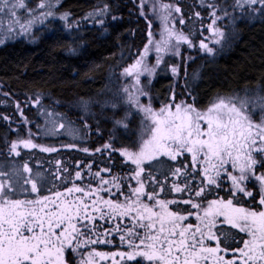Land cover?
I'll use <instances>...</instances> for the list:
<instances>
[{
	"label": "trees",
	"instance_id": "16d2710c",
	"mask_svg": "<svg viewBox=\"0 0 264 264\" xmlns=\"http://www.w3.org/2000/svg\"><path fill=\"white\" fill-rule=\"evenodd\" d=\"M137 2L61 0L58 12L67 17L64 20H68L71 31L65 32L63 23L66 21L61 18L53 25L50 21L45 23L34 32L31 40L17 39L0 44V166L27 165L42 172L44 176L41 179L49 188H40L41 196L64 192L80 199L81 194L76 195L77 189L73 191L75 187L90 189L91 193L99 190L95 196L100 198L98 208L101 214L93 215L96 217L91 218L92 225L87 223L86 218L81 221L84 224L82 234L95 242L89 248L92 252L99 250L107 256L119 251L134 252L135 256L130 258L121 257L119 253L114 258L116 264L154 262L151 251L146 252L144 246H153L152 238L157 237L154 236V229L151 230L135 213L133 206L139 201L154 205L162 202L178 216L193 213L194 204L202 205L218 198L231 201L243 209L257 211L262 206V195L257 187L247 186L248 197L233 196L227 191L229 185L225 182L226 178H216L213 184H206L200 176L201 170L194 168L188 157L186 162L171 163L162 159L156 165L147 164L141 170L142 177L134 181V167L125 162L122 152L135 146L142 116L128 106L123 113L111 112L115 104L120 105L124 98L118 73L140 60H145L147 64L144 63L143 70L154 68L148 79L145 77L147 82L145 79L140 82L139 89L144 86L142 91L155 107L165 106L173 97L177 104H186L199 111L208 110L218 99L238 103L264 98V0L261 4L245 8L244 12V8L242 12L228 5L223 8V1L219 0H169L175 6L169 11L175 13V9L180 18L172 24V19L166 17L164 20L169 23L159 35L152 32L150 19L142 16ZM217 4L222 6V11H215ZM97 10L104 12V16L84 19ZM209 12L220 16L228 13L224 20L229 40L224 41L213 55L201 54L205 28L211 20L207 16ZM96 21H100V25H96ZM245 26L246 31L234 32L237 30L235 27ZM172 28L177 30V34L172 36L177 40L185 37L187 45L174 39L173 43H168V38H162ZM188 46L193 48L192 51L187 49ZM158 47L170 49L165 50L163 55L161 51L157 53ZM162 57L165 58L163 64H152L153 60H161ZM109 89L113 93H109ZM37 102L39 109L56 112L79 129L81 138L66 142L67 147L59 144L62 141L55 140V144H50L52 140L40 136ZM85 103H90V114L85 113ZM258 106V103L255 106L245 105L249 110L246 117L253 122L257 120L254 109H260ZM31 135L37 146L45 149L52 145L54 149L48 152L36 147V150H22L17 159L11 157L9 148L13 141L25 140ZM261 140L264 142V138ZM79 163L93 172L102 170L101 181L96 182L92 173L91 176L86 171L91 178L84 176L82 181L72 185L69 176ZM254 166L258 173L264 174V144L255 152ZM106 180L108 182L103 184ZM135 182H140L142 194L135 198L128 195L124 203L130 209L122 210L120 193L128 192L129 185L134 188ZM111 190L115 193L111 194ZM83 191L86 193V190ZM106 207L114 211L106 210ZM195 223V219L191 218L190 224ZM161 233L159 236L182 234L171 226ZM214 239L208 248L218 244L216 248L219 252L233 258L246 237L236 227L223 224L216 229ZM188 244L191 250L192 247L202 248L204 243ZM68 256L69 264H75L77 257L71 252Z\"/></svg>",
	"mask_w": 264,
	"mask_h": 264
},
{
	"label": "rangeland",
	"instance_id": "374dc122",
	"mask_svg": "<svg viewBox=\"0 0 264 264\" xmlns=\"http://www.w3.org/2000/svg\"><path fill=\"white\" fill-rule=\"evenodd\" d=\"M60 1L0 0V44L17 39L31 40L34 32L41 29L45 23L50 21V24L53 25L52 23H57L58 19H67L58 12ZM137 1L140 13L142 16L144 15L145 19H150V25L152 24L154 29L150 28L153 33L157 32V35L169 23L164 20L166 17L172 19V24L180 18L175 9V13L169 11L175 7L169 0ZM219 1H223V8L228 5L236 7L240 12L244 8V12L245 8L261 4L262 0ZM216 7L215 11H222V6L217 4ZM227 14H221V16L212 15V12L207 14L208 19L211 20L209 19L210 24L205 28L201 54L204 52L213 55V52L224 41L229 40L226 36L227 24L224 20V16ZM232 15L230 14V16ZM102 16H104V12L97 10L84 19H96ZM67 21L63 23L65 32L72 30ZM100 23V21L95 22L96 25H100ZM235 28L237 29L234 31L235 33L238 31L241 33L246 31L247 26ZM172 34L175 36L177 30L175 31L173 28L167 30L162 38H168L169 41H166L168 43L174 39L178 43L188 44L185 37L177 40ZM156 37L158 38V36ZM168 43L167 46L171 47ZM177 46H181V44ZM170 47H167L168 49L158 47L157 53L161 51L164 55V51L169 50ZM174 49L176 50V48ZM187 49L192 51L193 48L188 46ZM147 52H149L148 49ZM158 59L157 61L153 60L152 64H163L165 58ZM144 63L145 60L137 61L132 66L133 68H126L118 73L124 98L120 105L115 104L111 112L113 114L123 113L128 106L127 108L137 111L142 116L140 133L135 146L122 152L125 162L134 167L132 171L136 177L134 181H138L142 177L141 170L147 164L156 165L159 163L157 161L162 159L171 163L186 162L185 159L188 157L193 167L201 170L200 176L206 184H213L217 180L216 178L223 177L226 178L225 182L229 185L227 191H230L233 196L248 197L250 193L247 186L249 185L257 187L262 195V206L257 211L239 208L231 201L218 198L202 205L194 204L192 206L194 212L186 216L173 214L170 208L162 202L156 203V205L141 201L135 203L133 209L138 218L143 219L156 233L154 236L157 238H152L153 246L151 244L148 248L146 245L144 246L146 252L151 251V258L154 261L152 263L264 264V174L258 173L254 166L255 152L264 144L261 140L264 138V111L261 110V108L264 109V98L248 102L241 100L238 103L218 99L208 110L199 111L186 104H177L176 98L173 97V100L165 106L161 104L155 107V104L150 102V97L144 93L145 91H142L144 86L139 89L145 77L148 79V75L154 72V68L151 70L150 67L143 70ZM147 63L149 64L148 61ZM108 92L113 93L111 89ZM256 103L259 104L260 109H254V114H256L254 117L257 120L253 122L246 117L249 110L245 105L255 106ZM35 107L39 112V134L49 141L52 140L53 143L50 144H55L54 141L59 140L62 141L59 144L67 146L71 140L81 138V131L74 128L61 115L48 109H39L38 102ZM83 108L87 111L85 113H91L90 103H85ZM119 125L121 126L122 122ZM49 146L45 149L43 146H37L35 138L31 135L25 140L13 141L9 148V155L17 159L22 154V150H36V147L41 151L49 152L54 149L52 145ZM74 146H79V144ZM86 171L90 175L92 173L96 182L101 181L102 170L93 172L88 167L83 168L79 163L75 166L71 176L68 175L72 185L82 181L84 176L86 179H90L92 175L86 174ZM43 176L42 172L35 171L27 165L0 166V264L5 262L1 257L3 242H9L6 250L8 253L4 252L6 255L10 257L18 255L19 257V262L14 259L8 260L5 264H11L13 261L14 264H45L46 262L47 264H69V252L72 256L77 257L75 264H116L114 258L119 253L121 257L135 256L134 252H130V254L125 251L114 252L111 256H107L99 250L92 252L89 249L92 244L94 246L95 242L90 241L82 234L84 224L82 225L81 221H85L84 218H86L87 223L92 225L91 218L100 216L101 209L98 208V205L101 201L99 197L95 196L99 190H93L95 193H91L90 189L75 187L73 191L77 189L76 195L80 196L81 194L80 199L76 196L79 201L76 197L71 196L72 193L66 195L61 192L41 196L39 189L49 188V185L47 186V183L41 179ZM107 182L108 180L103 184ZM135 183L134 188L129 185L128 192L120 193L123 201L122 210L130 209L124 203L128 200V195L135 198L142 194L140 182ZM8 190H11V193ZM82 190H86V193ZM90 193L94 195L92 198ZM110 193L113 194L115 191L111 190ZM106 210L114 211L111 207H106ZM95 213L96 216H93ZM191 218H194L196 222L193 225L190 224ZM223 224L236 227L246 237L243 246L233 258L219 252L216 248L219 246L218 244L213 248H208V245L215 241L216 229ZM170 226L177 230V233L182 234L173 237L166 234L159 236V234H163L161 232L166 227ZM12 237L17 238L14 240L15 244L14 242L10 244L13 240ZM95 241L98 245V237ZM187 241L194 246L199 241L204 244L202 248L194 249L192 247L189 250L190 246ZM171 249L175 251H171ZM184 253L187 256L181 257L180 254Z\"/></svg>",
	"mask_w": 264,
	"mask_h": 264
},
{
	"label": "flooded vegetation",
	"instance_id": "af4514ba",
	"mask_svg": "<svg viewBox=\"0 0 264 264\" xmlns=\"http://www.w3.org/2000/svg\"><path fill=\"white\" fill-rule=\"evenodd\" d=\"M0 185H1V182H0ZM1 190V189H0ZM8 192L9 193H11V190H8ZM12 239L13 240H11V243L10 244H13V242H14V240L15 239H17V238H13L12 237ZM7 244H9V242H3V245H2V249H3V251H2V258H3V260L5 261V262H3V264H5L6 262H8V260H16V262H19V257H18V255L16 256V257H14V256H12L11 255V257L9 256V255H6L8 252L6 251L7 249H8V245ZM14 244H15V242H14ZM6 254H5V253ZM44 255V254H43ZM45 256H46V254H45ZM5 258V259H4ZM18 259V260H17ZM14 262V261H13ZM11 263V264H14V263ZM45 264H47V262L45 263Z\"/></svg>",
	"mask_w": 264,
	"mask_h": 264
}]
</instances>
